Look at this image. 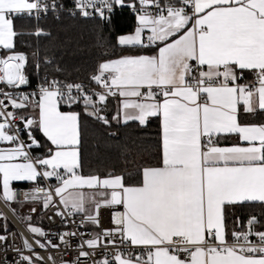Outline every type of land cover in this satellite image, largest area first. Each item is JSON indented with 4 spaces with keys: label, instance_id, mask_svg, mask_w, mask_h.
Wrapping results in <instances>:
<instances>
[{
    "label": "snow or ice",
    "instance_id": "6c2138e0",
    "mask_svg": "<svg viewBox=\"0 0 264 264\" xmlns=\"http://www.w3.org/2000/svg\"><path fill=\"white\" fill-rule=\"evenodd\" d=\"M0 200L79 217L0 264H264V0H0Z\"/></svg>",
    "mask_w": 264,
    "mask_h": 264
},
{
    "label": "built area",
    "instance_id": "2783aa9c",
    "mask_svg": "<svg viewBox=\"0 0 264 264\" xmlns=\"http://www.w3.org/2000/svg\"><path fill=\"white\" fill-rule=\"evenodd\" d=\"M24 90H28V89H24ZM53 183H54V181H53ZM28 187H29V185L14 187L17 189V199H23L20 190L26 189ZM24 206H34V205H32L31 203H26ZM35 206L37 207V211L40 212L38 219H37L36 226L43 228L46 232L51 234V233H56L58 231H75V230H77L76 225L79 223V217L75 218L76 223H72V218H70L67 227H65L61 223V219L54 215V209L45 210L43 213H41L40 206L39 205H35ZM0 213H3L4 216L7 217V220L9 221V223L12 225V229H10L8 231V237H9L8 242L10 245H14L16 247L22 246V241H21L20 235H19L21 233L23 234V236L25 238H28L30 242L33 240V236L28 234L24 230L22 225L16 219L15 215H13L9 211V209L6 207V205L4 204V202L2 200H0ZM49 216H51V219H48ZM32 219H34V218H32ZM100 219H101L102 226H104V227L110 226V217H109V213L107 211L101 210ZM85 230H94V229H92L91 226H85ZM1 234H4V233H1ZM54 242H55V238H54ZM36 251L39 252L40 255H42V256L47 255V253L44 250H41L38 247H36ZM53 255L57 258V260H59L60 253L54 252ZM9 256L11 258V257H14L15 254L12 253L11 250H9Z\"/></svg>",
    "mask_w": 264,
    "mask_h": 264
},
{
    "label": "trees",
    "instance_id": "16d2710c",
    "mask_svg": "<svg viewBox=\"0 0 264 264\" xmlns=\"http://www.w3.org/2000/svg\"><path fill=\"white\" fill-rule=\"evenodd\" d=\"M45 25H49V24H53L54 22L49 19L47 21L43 22ZM114 23L117 29L118 33H125L128 32L131 28V24H132V17L128 14L127 10H124L122 13H118L115 18H114ZM63 24L65 25H70L72 26V31L71 34L76 35L78 32L84 30L83 25L80 22L77 21H72L69 19H65L63 21ZM24 40H27L28 42L32 43L33 45L35 44V38H28L25 37ZM88 42V38H85L84 43ZM18 48L20 50H24V51H30V49H28L27 47H25L24 43L18 41L17 44ZM256 122H259L261 120V117H255L253 118ZM155 130H156V124L155 122H153L150 126H149V135L148 138L145 141V148L148 151L152 150V147L154 145L155 142ZM95 164V161H93V165ZM24 185H29V184H15L14 187L16 186H24ZM40 212L37 211L36 213H34V216L32 218H34V220L38 219ZM235 215L239 216L242 220L246 219V210H237ZM7 226H8V231L10 229H12V225L9 223V221L7 220ZM5 223V221H3V223L0 224V234L3 233L2 231V225Z\"/></svg>",
    "mask_w": 264,
    "mask_h": 264
},
{
    "label": "rangeland",
    "instance_id": "374dc122",
    "mask_svg": "<svg viewBox=\"0 0 264 264\" xmlns=\"http://www.w3.org/2000/svg\"><path fill=\"white\" fill-rule=\"evenodd\" d=\"M6 207H7V206H6ZM12 207L16 208V214H15L16 219H17V220L19 221V223L22 225V227L24 228V230H25L28 234H30V233L26 230V224H25V222L22 221L21 218H20V217H22V216L20 215V210H21L24 206H23V207H18L17 205L13 204ZM7 208H8L9 211L13 214V212L11 211V209H10L9 207H7ZM13 215H14V214H13ZM25 216H26V215H25ZM3 221H4V220L0 219V224L3 223ZM31 222H32V224H33L34 226H36L37 220L32 219ZM38 227H39V226H38ZM30 235H32V234H30Z\"/></svg>",
    "mask_w": 264,
    "mask_h": 264
},
{
    "label": "crops",
    "instance_id": "0c3cea01",
    "mask_svg": "<svg viewBox=\"0 0 264 264\" xmlns=\"http://www.w3.org/2000/svg\"><path fill=\"white\" fill-rule=\"evenodd\" d=\"M15 184H29L28 182H13V187ZM32 206H24L21 210H20V215L21 216H25V215H31L32 217L34 216L33 213H30V208Z\"/></svg>",
    "mask_w": 264,
    "mask_h": 264
}]
</instances>
